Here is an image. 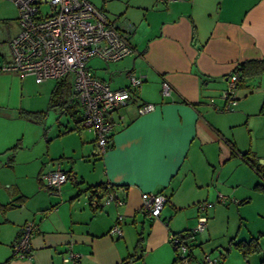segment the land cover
I'll list each match as a JSON object with an SVG mask.
<instances>
[{
    "label": "crops",
    "instance_id": "0c3cea01",
    "mask_svg": "<svg viewBox=\"0 0 264 264\" xmlns=\"http://www.w3.org/2000/svg\"><path fill=\"white\" fill-rule=\"evenodd\" d=\"M96 7L124 26L133 25L129 42L135 50L118 62L93 58L91 72L112 89L128 86L132 74L141 76L139 101L157 107L140 114L131 102L114 111L110 116L117 124L103 153L94 132L79 123L57 129L46 157L25 159L22 182H1L0 264H73L63 261L69 249L80 254L77 264H122L131 254L137 258L129 264H177L170 235L196 224L200 201L212 203L206 238L217 235L219 221L229 225L240 215V227L232 232L236 239L248 219L241 208L255 205L258 228L239 241L256 239L262 246L264 72L240 81L234 109L217 108L235 67L245 60L264 61V0H103ZM10 60L1 58L0 66ZM49 80L36 83L50 105L56 82ZM164 81L172 86L169 97L162 94ZM34 82L31 75L0 73V156L10 153L3 164L13 170L15 156L40 142L41 129L33 124L46 113L30 95ZM71 98L77 103L74 93ZM15 145L16 151L10 150ZM58 166L70 177L54 194L40 184L42 175ZM101 183L112 185L109 190L123 202L94 208L89 188ZM158 192L168 202L159 217L148 218L143 195ZM118 214L123 215V240L109 233ZM27 221L34 224L31 251L16 256L14 241ZM141 228L145 238L139 248Z\"/></svg>",
    "mask_w": 264,
    "mask_h": 264
},
{
    "label": "built area",
    "instance_id": "2783aa9c",
    "mask_svg": "<svg viewBox=\"0 0 264 264\" xmlns=\"http://www.w3.org/2000/svg\"><path fill=\"white\" fill-rule=\"evenodd\" d=\"M18 9L17 22L19 31L9 41L12 57L0 66L3 71H14L21 75H31L35 82L41 83L48 79L60 80L70 77L73 93L81 107L79 127L94 132L100 153L109 149L112 143V131L117 121L111 114L118 108L131 102L138 104V113L153 111L157 104L139 101L136 91L143 83V78L136 74L130 76L128 86L112 89L95 76L89 61L99 58L105 62H118L134 52L129 42L133 25H126L119 20L108 18L107 13L94 6L89 0H12ZM171 0H156L167 3ZM46 7L47 10H44ZM240 76L234 70L228 75L226 86L221 91L223 104L220 111H230L239 102L237 95ZM172 86L164 81L162 94L171 95ZM69 172L58 166L42 175L43 186L49 192L59 194L62 186L69 178ZM224 201V198H221ZM143 213L148 218H157L168 202L164 193H146L143 195ZM121 203L117 193L109 190L102 198L92 192L91 205L102 208L106 204ZM210 203H197V211H207ZM123 215L118 214L117 221L109 233L116 237L123 234L121 221ZM208 216L201 214L197 225L191 229L193 235L205 231ZM34 224L27 221L19 238L14 241V255L24 257L31 251V237ZM173 249L183 264L190 263L191 249L179 236L170 235ZM80 254L69 249L63 258L65 263L77 264ZM218 257L205 255L202 264H219Z\"/></svg>",
    "mask_w": 264,
    "mask_h": 264
},
{
    "label": "rangeland",
    "instance_id": "374dc122",
    "mask_svg": "<svg viewBox=\"0 0 264 264\" xmlns=\"http://www.w3.org/2000/svg\"><path fill=\"white\" fill-rule=\"evenodd\" d=\"M91 1L94 4H96V6L103 5V0L101 2H99L98 0H91ZM43 8L44 10H47L46 7H43ZM106 13L108 15V18H110L111 17L110 14H108V12ZM17 17H18V9L15 3L12 0H0V59L3 57L6 59L12 57L11 48L9 47V41L19 31V24L17 22ZM110 19H113V18H110ZM55 82H56V79L49 80L50 84L52 83L54 85ZM219 94L221 95V92ZM219 94H218V97H219ZM30 95H33L36 97L35 99L38 103L37 107L40 109H43V112H46V116H42L41 119L39 118L40 120L35 121L36 124H33L37 128L41 129L40 142H37L36 145H34L35 147L32 146L34 148L30 149V151L28 152L24 151L23 153H18V155L15 156L16 157L15 161L17 162V168H15V170H13L11 166L8 167V166H4L3 164V162L6 163L11 157L9 152L0 156V183L4 182L6 186H7L6 181L12 182L14 178L18 179L17 181L22 182V180L25 179V169H24L25 159L28 158V160L29 159L33 160L36 156V158H39L40 160L43 157H46V155L48 154V144L50 142L49 138H51L54 135L55 130L63 129L65 128V126L73 127L75 124V120L79 118L78 116H81L82 109L80 105H78V103L76 105H77V108H79V111H77L78 113L76 112V116H75L77 117L76 119L73 118L72 115L70 116L68 112L62 113L60 110V106H55L54 108H51L50 106H48L49 96H47V94L45 95V93L42 92V90L39 87V84H37L36 82H34L31 88ZM30 123L31 124L34 123L33 120L30 121ZM59 123H61L62 125ZM83 129L87 130L86 128H83ZM22 143L23 144L25 143V139L23 140V142L21 141L20 143H17V144H22ZM32 171L33 170H30V172ZM40 185H43V184L41 183ZM45 190L49 191L47 189ZM208 209L207 211L202 212V213L198 211V215L196 216V222H198V217L201 214H204L209 217ZM241 209H242V213L247 215L248 222L246 221L242 223L243 227H241L239 236L237 235L236 239L232 238L235 235V234L233 235V233H235V231L237 230V227H240V221H241L240 215H238L236 220L232 218V221H230V219L228 218L230 221L229 225L228 223H226L225 225L224 222L226 221V219L223 220V222L219 221L220 223L217 221L218 230L216 231L217 235L214 238L204 237L203 235L205 233L204 231H203L204 233L200 232L197 235H195L194 243H196V245L192 247V256L189 259L190 260L189 264H202L203 258L205 255H211L213 258L218 257V259H220L219 261L220 264H264V237L261 240L262 246H258L259 249L252 251L248 253L247 255H244L240 250H238L235 246V242L231 241V240H236L237 242V240L239 241V239L241 238L248 239L251 236L248 233L249 229L252 228L256 230L258 228L256 226L257 223L255 224V222L258 221V217H259L257 207L255 205H250V206H246ZM233 211L234 209H232V212ZM228 214L229 212L225 213V215H228ZM233 214L236 215L235 213ZM234 221L236 225L233 230ZM196 225L197 223L194 226H192L190 229L194 228ZM147 230H148V226L146 225L145 233L147 232ZM119 239L123 240V237H119ZM174 253L176 257V252L174 251ZM143 261L144 260H138V262L136 261V264H145V262ZM177 264H183V263L182 261L179 260Z\"/></svg>",
    "mask_w": 264,
    "mask_h": 264
},
{
    "label": "trees",
    "instance_id": "16d2710c",
    "mask_svg": "<svg viewBox=\"0 0 264 264\" xmlns=\"http://www.w3.org/2000/svg\"><path fill=\"white\" fill-rule=\"evenodd\" d=\"M237 74H239L240 76V81H242V79L246 76H252L255 74H260L261 72H264V61L260 60H256V59H250V60H245V61H241L234 69ZM71 90H73V85H72V81H70V77L66 76L60 80L56 81V84L52 90L51 97H50V107L54 108L55 106H60V110L62 113H66L68 112L70 114V116L72 115L73 118H77L76 116V112L79 111V108H77V103L75 104H71ZM77 99V98H76ZM38 113H43V112H38ZM46 113V112H45ZM78 113V112H77ZM79 118L75 120L76 123H79V120L81 118V116H78ZM74 129V128H71ZM68 129L65 132L71 130ZM76 129V128H75ZM17 146H13L10 150L12 151H16ZM112 187V188H111ZM110 189H113V186L110 185L109 187L106 186L105 184L101 183L98 185H95L94 187H90L89 189L92 192L97 193L99 190V196H101V198L103 196H105L108 191ZM101 190V191H100ZM101 192V195H100ZM143 228H141V230L138 233V240H137V246L139 248L142 247L143 241H144V232L142 230ZM173 234V233H172ZM179 236L183 241H185V243L189 244V248L191 249L190 253H188V256H192V247H194L196 245V243H194L195 240V235H193V233L191 232V229H187V230H183V231H179L173 234V236ZM257 241L256 239H250V240H241L238 242H235V246L238 250H240L244 255H247L248 253L255 251L257 249H259V245H257ZM137 258V255L135 254H131L129 257H127L125 259L124 262H122V264H129L130 261H132L133 259ZM139 258V257H138ZM180 257L179 255L176 253V259L175 261H179ZM220 264V262H219Z\"/></svg>",
    "mask_w": 264,
    "mask_h": 264
}]
</instances>
